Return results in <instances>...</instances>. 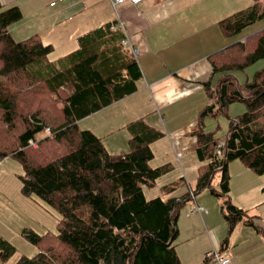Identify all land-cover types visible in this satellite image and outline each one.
<instances>
[{"label":"trees","instance_id":"obj_1","mask_svg":"<svg viewBox=\"0 0 264 264\" xmlns=\"http://www.w3.org/2000/svg\"><path fill=\"white\" fill-rule=\"evenodd\" d=\"M252 1L219 21L225 38L264 18V0ZM21 18L18 6H4L0 0V161L6 156L16 158L23 168V194L42 198L60 219L56 239L24 230L23 235L40 249L15 264H181L173 243L179 233L180 208L210 185L217 170L220 191L213 194L227 225L220 247L226 246L237 223L254 225L253 215L231 201L227 166L240 159L255 174H264V66L241 86L230 73L264 60V27L209 56L211 74L220 72L222 78L214 91L204 83L214 102L201 109L200 121L234 101L244 102L245 111L229 122L223 159L215 157L218 140L212 132L201 127L196 131V155L201 161L208 159V165L195 189L163 200L144 194V186L150 188L166 170L149 166L154 156L150 144L164 135L161 130L143 119L131 121L126 126L129 151L111 155L98 136L76 122L136 89L140 71L134 58L99 63L98 55L83 54L81 41L78 51L50 62L37 35L20 41L10 36L9 26ZM45 96L59 104L55 110L63 115L61 121L49 123L44 118ZM46 128L48 135L38 137ZM29 139L37 146L30 147ZM48 145L55 148L45 151ZM173 189L174 185L163 187L165 193ZM13 250L0 239L1 259Z\"/></svg>","mask_w":264,"mask_h":264},{"label":"crops","instance_id":"obj_2","mask_svg":"<svg viewBox=\"0 0 264 264\" xmlns=\"http://www.w3.org/2000/svg\"><path fill=\"white\" fill-rule=\"evenodd\" d=\"M1 2L4 6H18L22 13L21 20L8 28L13 39L15 40L18 31L17 41L37 35L45 48V58L50 62L78 51L81 41L83 54L98 55L96 57L99 63H125L134 58L140 71L135 80L136 89L76 121L80 129H88L98 136L111 155L129 151L128 141L125 142V139H129L127 124L143 119L145 115L149 117L155 114L154 109L158 113L165 112L168 103L188 95L199 99L200 105L214 102L204 83L208 82L210 91H214L222 75L215 77L216 74H211L209 56L231 43V38L222 35L218 23L253 3L252 0H140L137 3L126 1L120 5H113L111 0ZM110 25L114 27L107 30ZM113 34L122 35L123 39L119 42L112 40ZM145 103L150 109L139 114L144 111ZM119 130L123 132V139L117 140L116 133ZM205 160L193 165L198 167L196 176L189 178L193 183H196L200 173L208 165L209 160ZM227 168L230 172L229 164ZM188 187L192 190L190 185ZM167 198L169 197L162 199ZM191 199L193 203L189 206V211L192 214L188 217L190 229L199 230H191L192 234L188 236L187 242L192 245L190 239L198 235H204L208 240L202 243L199 252L196 247L194 251L191 249L184 252V259L179 255L181 264L185 261L188 263L193 258L192 264H201L205 254L215 248L205 230L202 215L206 210L199 212L195 208L199 206L200 195H194ZM234 202V205L240 207L239 202ZM236 226L237 224L234 230ZM246 226L264 236L263 226L255 223ZM226 234L227 225L224 237ZM229 237L225 247L229 245ZM222 240L221 238L220 243ZM239 245L237 241L233 242L230 264H264L263 237L250 238L249 244L243 246V253ZM193 253L195 257L192 256Z\"/></svg>","mask_w":264,"mask_h":264},{"label":"rangeland","instance_id":"obj_3","mask_svg":"<svg viewBox=\"0 0 264 264\" xmlns=\"http://www.w3.org/2000/svg\"><path fill=\"white\" fill-rule=\"evenodd\" d=\"M264 27V18L256 23H253L244 28L239 34L231 37V42L241 40L248 35L262 29ZM19 31L17 32V35ZM16 35L15 41L18 36ZM12 37V35H10ZM13 38V37H12ZM264 66V60L260 59L248 65L244 69L232 70L230 75L233 76L238 85H243L252 80L254 73ZM220 75L218 72L215 77ZM182 97L176 101L168 103L165 112L143 116L142 118L150 124V126L161 130L164 135L153 142L150 147L154 152L153 158L149 161V166L156 168L163 166L166 170L158 176L150 188L144 186V194L146 198H161L182 196L191 189H195V184L189 178L196 176L198 167L195 164H200L196 155L197 136L196 131L201 127L205 132H212V136L223 141L229 128V122L239 114L245 111V104L242 101H234L226 106L224 111L218 112L215 116H205L202 122L199 119L200 111L204 107L200 105L199 99L195 96ZM192 96V95H191ZM212 102V101H210ZM42 104L47 111L44 113V118L49 123L61 121L63 115L58 110H55L53 99L45 96L42 99ZM150 109V106L145 103L144 111L139 114H144ZM159 122V125H156ZM126 131V130H125ZM48 135L46 131H41L38 137ZM117 140L123 139V132L120 130L116 133ZM37 138V136H36ZM128 139H125V142ZM37 142L30 147H36ZM127 145L128 142H127ZM54 146L44 147V150L54 149ZM206 162L208 160H205ZM230 165V181L229 193L231 201L239 202V206L248 210L249 215H253L255 224L264 227V174L257 175L251 169L247 168L242 160L234 159L228 162ZM190 165V167H188ZM23 174L21 163L12 156H6L0 161V239L6 240L14 247L13 252L5 259L0 258V264H15L21 256L32 257L40 249L36 244L31 243L24 235V230H32L39 236L56 239L58 233V222L60 219L59 212L47 204L42 198L32 195H24L21 191L20 176ZM220 171L214 172L210 185L196 192L195 196L200 195L199 206L206 210L203 212L206 229L209 233V238L212 239L214 247L219 249L222 254L231 256L233 254V242L240 243L239 249L243 253L244 244L250 242V238H260L264 236L258 233L250 226H244L239 222L229 237V245L221 248L219 246L221 238L223 239L226 232V224L220 211V201L213 193H218ZM174 185L172 191L165 193L164 186ZM214 190V192L212 191ZM5 193V194H3ZM193 200L189 199L182 204L178 219V236L173 241L178 255L184 259V252L193 250L202 246L208 238L204 235H198L190 240L193 242L190 245L187 241L188 236H191L192 231H198L197 228L190 229L188 217L190 214L189 206ZM195 210V209H194ZM181 218V219H180ZM200 222L201 217L199 216ZM221 244V243H220ZM197 245V246H196ZM5 253V250H3ZM177 252V253H178ZM243 255V254H242ZM195 257V253L193 255ZM204 258V257H203ZM194 259V258H193ZM193 259L188 263L192 264ZM201 264L204 261L201 259Z\"/></svg>","mask_w":264,"mask_h":264},{"label":"built area","instance_id":"obj_4","mask_svg":"<svg viewBox=\"0 0 264 264\" xmlns=\"http://www.w3.org/2000/svg\"><path fill=\"white\" fill-rule=\"evenodd\" d=\"M126 1H129L131 3H137L140 0H111L113 5H120ZM120 25L123 26V23L120 22ZM49 130V128H46V132ZM29 145H34L35 141L33 139L28 140ZM224 147H225V141H218L216 148H215V157L216 159H223L224 158ZM192 198H194V195H191ZM197 211L201 212L203 209L200 206L195 207ZM204 264H230V258L222 254L218 249H212L208 251L204 256Z\"/></svg>","mask_w":264,"mask_h":264}]
</instances>
